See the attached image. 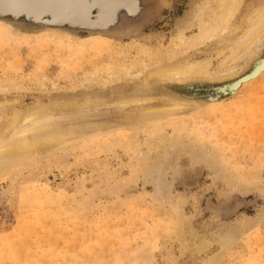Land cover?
Segmentation results:
<instances>
[{
  "label": "rangeland",
  "instance_id": "374dc122",
  "mask_svg": "<svg viewBox=\"0 0 264 264\" xmlns=\"http://www.w3.org/2000/svg\"><path fill=\"white\" fill-rule=\"evenodd\" d=\"M69 1L71 16L60 11L55 22L113 21L112 11L92 15L88 0ZM144 1L145 14L132 22L121 13L111 34L0 22V102L92 92L102 78L115 81L141 60L179 50L232 2ZM122 116L123 127L110 117L32 152L0 181V264H264V72L202 111L155 120L130 108ZM226 238L235 242L224 248Z\"/></svg>",
  "mask_w": 264,
  "mask_h": 264
},
{
  "label": "bare ground",
  "instance_id": "6f19581e",
  "mask_svg": "<svg viewBox=\"0 0 264 264\" xmlns=\"http://www.w3.org/2000/svg\"><path fill=\"white\" fill-rule=\"evenodd\" d=\"M5 1L7 3L2 1L0 5V22L8 23L25 16L33 30H65L87 36L111 34L118 28L115 25L121 13L133 22L145 12L147 3L143 0L145 7L133 15L132 7L141 0H88L94 16L113 12V21L103 19V26L90 27L54 21L60 11L71 16L68 8L73 4L69 0H15L13 4V0ZM243 1L232 0L230 8H224L219 22H204L191 41L183 40L179 50L153 55L148 62L141 60L138 67L125 69L115 81L102 78V83L92 85L95 88L92 92L84 89L58 90L54 95L32 94V101L26 105L20 99L0 102V181L28 165L32 152L51 150L65 137L83 136L95 126L94 130H98L110 117L123 127L126 117H121V111L140 108L146 111V118L160 120L202 111L236 97L245 85H250L264 72V0L251 1L245 16L241 15L244 24L234 26ZM76 2L75 8H79ZM185 24L186 19L180 18V30ZM221 56L225 57L219 69L212 70L214 58ZM9 106L7 117L5 112ZM5 118L12 123H1ZM234 242L235 239L226 238L222 244L225 248ZM208 247L209 244L199 245L200 249Z\"/></svg>",
  "mask_w": 264,
  "mask_h": 264
},
{
  "label": "water",
  "instance_id": "95a60500",
  "mask_svg": "<svg viewBox=\"0 0 264 264\" xmlns=\"http://www.w3.org/2000/svg\"><path fill=\"white\" fill-rule=\"evenodd\" d=\"M11 17H13L11 14H9ZM5 17H7V15H4ZM4 16H2L3 18H5ZM14 18V17H13ZM120 18V17H119ZM4 20H6V19H4ZM9 22H17V23H21V22H23V23H25V24H27V26H29L30 28H34L33 26H31V24H30V21H29V19L28 18H26L25 16H21V17H19V18H17V19H14L13 21L12 20H9ZM118 22V23H117ZM116 25L115 26H117L118 25V27L121 25V19H119V20H117L116 21ZM43 25H45V26H49V27H61V26H55V24H51V23H44ZM117 29H115V31H116ZM115 31H113V32H115Z\"/></svg>",
  "mask_w": 264,
  "mask_h": 264
},
{
  "label": "snow or ice",
  "instance_id": "6c2138e0",
  "mask_svg": "<svg viewBox=\"0 0 264 264\" xmlns=\"http://www.w3.org/2000/svg\"><path fill=\"white\" fill-rule=\"evenodd\" d=\"M262 70H264V67H262Z\"/></svg>",
  "mask_w": 264,
  "mask_h": 264
}]
</instances>
